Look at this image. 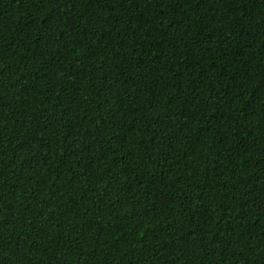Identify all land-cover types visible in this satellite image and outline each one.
Masks as SVG:
<instances>
[{
  "label": "trees",
  "instance_id": "16d2710c",
  "mask_svg": "<svg viewBox=\"0 0 264 264\" xmlns=\"http://www.w3.org/2000/svg\"><path fill=\"white\" fill-rule=\"evenodd\" d=\"M0 264H264V0H0Z\"/></svg>",
  "mask_w": 264,
  "mask_h": 264
}]
</instances>
